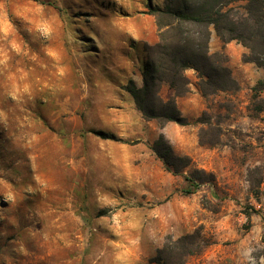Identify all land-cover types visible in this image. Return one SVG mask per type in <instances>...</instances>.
Returning a JSON list of instances; mask_svg holds the SVG:
<instances>
[{
    "label": "rangeland",
    "instance_id": "1",
    "mask_svg": "<svg viewBox=\"0 0 264 264\" xmlns=\"http://www.w3.org/2000/svg\"><path fill=\"white\" fill-rule=\"evenodd\" d=\"M147 2L0 0V264H158L174 229L205 232L226 211L228 254L264 264V68L213 32L240 88L204 96L187 70L189 124L146 120L123 86L142 85L144 45L158 40ZM246 3L228 5L239 23ZM162 133L216 181L184 193L190 168L173 174L151 148Z\"/></svg>",
    "mask_w": 264,
    "mask_h": 264
},
{
    "label": "trees",
    "instance_id": "2",
    "mask_svg": "<svg viewBox=\"0 0 264 264\" xmlns=\"http://www.w3.org/2000/svg\"><path fill=\"white\" fill-rule=\"evenodd\" d=\"M248 17L239 23L228 10L230 0H161V4L148 0V13L153 15L158 30V40L145 43L146 62L142 72V85L134 79L123 88L131 94L146 120H155L161 127L170 122L189 124L178 106L177 99L190 92L187 70L193 69L204 96L240 88L228 65L225 51H211L212 34L224 42L240 41L249 49L244 61L255 62L264 68V0H246ZM166 86L170 95L162 96ZM255 97L264 90V81L254 87ZM260 107V106H259ZM262 109V106H261ZM201 121L209 122L201 117ZM208 129L200 131V143L205 144ZM102 138L117 139L115 134L103 130L94 131ZM219 142L218 134L210 139ZM152 150L173 174H185L188 187L186 194L194 193L203 184L216 181V175L204 168H192L187 154H178L170 140L162 133L151 144ZM205 208L207 205L203 204ZM208 246L203 236V226L178 237L167 235L153 260L158 264H190L189 258L202 254Z\"/></svg>",
    "mask_w": 264,
    "mask_h": 264
},
{
    "label": "crops",
    "instance_id": "3",
    "mask_svg": "<svg viewBox=\"0 0 264 264\" xmlns=\"http://www.w3.org/2000/svg\"><path fill=\"white\" fill-rule=\"evenodd\" d=\"M200 223L205 225V232L211 240L202 254L193 256L196 259L195 264H247L245 261L247 257L246 248L236 249L228 254V211L216 213L210 220H204ZM174 230L176 237L184 233L178 229Z\"/></svg>",
    "mask_w": 264,
    "mask_h": 264
}]
</instances>
